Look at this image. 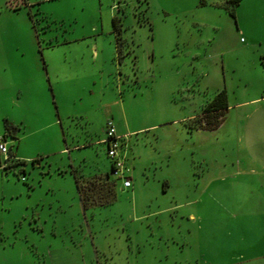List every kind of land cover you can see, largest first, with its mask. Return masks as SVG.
<instances>
[{
  "label": "rangeland",
  "instance_id": "rangeland-1",
  "mask_svg": "<svg viewBox=\"0 0 264 264\" xmlns=\"http://www.w3.org/2000/svg\"><path fill=\"white\" fill-rule=\"evenodd\" d=\"M225 1L0 0V134L26 160L0 153V264H264V12ZM221 88L223 121L191 128ZM96 175L115 199L83 206Z\"/></svg>",
  "mask_w": 264,
  "mask_h": 264
},
{
  "label": "snow or ice",
  "instance_id": "snow-or-ice-1",
  "mask_svg": "<svg viewBox=\"0 0 264 264\" xmlns=\"http://www.w3.org/2000/svg\"><path fill=\"white\" fill-rule=\"evenodd\" d=\"M252 2L255 5H258L262 12H264V0H252ZM216 7H219L220 4L215 5ZM241 19H244V17H241ZM38 23V21H37ZM236 30L239 31V26H236ZM6 39V38H5ZM37 43L40 42V37L36 36ZM262 44H264V41H261ZM5 49L0 47V56L3 55ZM42 55V53H41ZM23 56V53H21V57ZM261 59L264 60V53L261 54ZM19 63V61H17ZM261 69V75L264 76V63H261L259 65ZM6 68H0V72L6 71ZM21 74H25L27 70L25 68L20 69ZM46 71V69H45ZM262 98H264V95H262ZM16 100L27 110L31 108L32 112L36 114L38 117H42V112L40 111L41 108V102L39 98L34 95L31 101L25 98V95L22 93L16 94ZM50 102L53 105V108L56 109L58 112V108H56V97L53 94L50 98ZM26 119V115L19 116L17 123L23 124ZM2 136V134H0ZM115 188L116 184L115 181H109L105 176L96 175L93 179L84 180V184L80 189V196H81V203L85 206L91 204L96 205L99 204L103 206L106 203L111 202L115 199ZM7 207V206H5ZM182 251V248H181ZM193 264H199V260L196 258H193Z\"/></svg>",
  "mask_w": 264,
  "mask_h": 264
},
{
  "label": "trees",
  "instance_id": "trees-1",
  "mask_svg": "<svg viewBox=\"0 0 264 264\" xmlns=\"http://www.w3.org/2000/svg\"><path fill=\"white\" fill-rule=\"evenodd\" d=\"M240 0H226V3H230L231 7L225 8L229 9V12L232 16H235V9L239 5ZM201 4H205L206 0H200ZM222 5V4H221ZM228 102H227V93L224 88L216 91L213 98L210 99L205 106L202 109L201 115L198 117L193 118L190 120V126L193 129H214L220 125V123L223 121V116L225 111L227 110ZM15 129V126L6 122L4 123V133L2 137L6 138L8 135H12L13 130ZM6 163V167L4 169H9L12 165L16 164H25L26 160L20 159L14 155V153L9 150L8 156L4 160ZM83 206H85L83 204ZM88 206V205H87Z\"/></svg>",
  "mask_w": 264,
  "mask_h": 264
},
{
  "label": "built area",
  "instance_id": "built-area-1",
  "mask_svg": "<svg viewBox=\"0 0 264 264\" xmlns=\"http://www.w3.org/2000/svg\"><path fill=\"white\" fill-rule=\"evenodd\" d=\"M106 133H107V138L103 139L104 142H107L108 145V156L110 158H112V165H111V174L112 175H117V174H121V176L123 177V187H130L131 186V178L129 176H125L124 173V167L122 163V160L116 158V154H117V149H118V142L121 139V136L116 134V130L114 127V124L112 121H108L107 122V129H106ZM0 153L1 154H6L4 160L7 158L8 156V149L6 147V143H5V138L0 136ZM5 163V162H4Z\"/></svg>",
  "mask_w": 264,
  "mask_h": 264
},
{
  "label": "crops",
  "instance_id": "crops-1",
  "mask_svg": "<svg viewBox=\"0 0 264 264\" xmlns=\"http://www.w3.org/2000/svg\"><path fill=\"white\" fill-rule=\"evenodd\" d=\"M240 6V1H239V5L236 7V9L238 8ZM236 9H235V11H236ZM222 89V88H221ZM218 90H220V89H218ZM217 90V91H218ZM205 105H203V107H204ZM203 107H202V109H203ZM201 115V113H199V114H195V116H193V115H191V116H193L191 119H189V120H192L193 118H195V117H198V116H200ZM198 129H202V128H198ZM195 130H197V129H195ZM117 133V132H116ZM117 135H119V134H117ZM67 149H68V151H70L69 150V148L67 147Z\"/></svg>",
  "mask_w": 264,
  "mask_h": 264
}]
</instances>
